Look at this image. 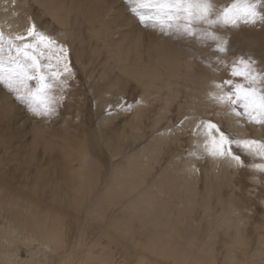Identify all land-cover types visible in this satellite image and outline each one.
<instances>
[{"label": "rangeland", "instance_id": "rangeland-1", "mask_svg": "<svg viewBox=\"0 0 264 264\" xmlns=\"http://www.w3.org/2000/svg\"><path fill=\"white\" fill-rule=\"evenodd\" d=\"M135 6L145 24L126 0H0L5 49L35 23L70 50L67 70L55 48L37 45L39 68L20 57L51 85L44 99L0 53L23 96L0 82V264H264V158L235 144L243 167L213 157L200 124L264 141V125L215 100L223 81L247 84L231 76L239 58L264 74V22L187 35L183 10ZM45 103L52 115L31 111Z\"/></svg>", "mask_w": 264, "mask_h": 264}, {"label": "snow or ice", "instance_id": "snow-or-ice-1", "mask_svg": "<svg viewBox=\"0 0 264 264\" xmlns=\"http://www.w3.org/2000/svg\"><path fill=\"white\" fill-rule=\"evenodd\" d=\"M140 0H126L130 10L133 14L137 15L141 24L146 23V17L139 11V8L135 6ZM156 6L159 8L177 9L183 10L187 23L183 26V31L187 35H196L197 30L193 25L197 22L207 24L209 26L218 24L221 21L225 24L231 23L233 27L238 26L237 21L243 20L245 24H255L257 21L264 22V0H235L230 7L217 12L212 3V0H156ZM215 16V19H213ZM211 39L217 41V50L221 53L226 51L228 44L227 38L223 36H217L215 33H207ZM15 41H20V44H16ZM30 41H35L32 43ZM5 35L0 30V53L7 52L9 59L15 65V69L18 70V74L25 80L37 79L38 85L36 92L33 95L38 98L44 99L47 95V90L51 88V85L46 82L44 75L29 76L24 63L20 62V57H26L31 61L33 68H39V60L32 52L37 50V45H43L45 48H55L58 52L57 62H64V68L67 70L68 62L70 60V50L63 44H59L53 37L40 31L35 23H32L23 33H18L14 37L7 40L8 47L5 49ZM15 52L18 55H14ZM239 65L244 67V70H240L237 63L234 62L231 70L232 77H240L245 83H234L233 79H228L218 84L217 87L224 88L227 86V90L223 95L215 96L217 103L226 104L230 106L233 111L239 106L242 108V113L237 115H247L251 122L259 125H264V87H257V76L261 82H264V74L254 72V61L245 60L243 57L239 58ZM2 71V70H0ZM53 76L59 75V73H52ZM0 82L8 85L10 89L17 93L16 98L23 100V96L19 95V89H14L11 80L5 76L0 75ZM26 87V85H25ZM131 110V106H127ZM31 111L35 115L47 117L52 115L54 108L50 103H45L42 110L38 111L36 108H31ZM200 124L205 127L206 141L205 148L213 157L229 158V163L233 161L239 167L244 166V161L239 155H236L232 150V145L235 144L238 147L249 151L256 146L257 153L264 158V141H258L255 139H232L222 131L216 123L212 121H200ZM253 167L260 172H264V163H258Z\"/></svg>", "mask_w": 264, "mask_h": 264}, {"label": "bare ground", "instance_id": "bare-ground-1", "mask_svg": "<svg viewBox=\"0 0 264 264\" xmlns=\"http://www.w3.org/2000/svg\"><path fill=\"white\" fill-rule=\"evenodd\" d=\"M108 11L110 12V11H112V10H110V8H109ZM109 12H105V11H104L105 16H107ZM121 41H123V42H124V41L127 42L128 45H134V41H135V39L132 38V37H131V38H127V39H125V36H124V37L121 38Z\"/></svg>", "mask_w": 264, "mask_h": 264}]
</instances>
